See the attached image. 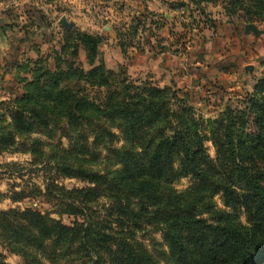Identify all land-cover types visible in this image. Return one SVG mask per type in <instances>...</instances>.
I'll use <instances>...</instances> for the list:
<instances>
[{
  "label": "rangeland",
  "instance_id": "rangeland-1",
  "mask_svg": "<svg viewBox=\"0 0 264 264\" xmlns=\"http://www.w3.org/2000/svg\"><path fill=\"white\" fill-rule=\"evenodd\" d=\"M253 2L0 0V138L11 133L15 140L0 149V264H115L109 247L96 238L99 232L113 235L112 249L129 238L156 264H200L199 251L187 238L182 253L170 245L168 223H145L133 233L114 223L116 201L128 188L119 176V155L124 148L141 149L125 140L119 120L99 119L98 108L111 93L121 98L126 87L140 93L158 88L171 98L167 110L176 114L186 106L202 134L228 110L245 112L250 97L263 95L257 85L264 76V17ZM62 17L73 23L68 32ZM247 24L261 33L246 31ZM77 32L103 38L96 57L65 38ZM102 64L114 73L109 87L90 86L96 80L91 71ZM58 72L72 79L60 88L97 105L75 124L62 118L49 128L35 124L30 132L18 133L12 110L27 92H36L38 82L49 88ZM173 125L174 118L151 135ZM236 132L240 159L264 164V139L253 118ZM205 146L216 160L214 143L206 140ZM64 167L101 177L66 175ZM182 175L167 183L150 179L153 201L146 204L153 214L148 218L172 222L182 215L218 224L229 216L249 225L247 211L231 207L222 191L204 190L198 178ZM139 201L131 199L137 208ZM27 211L39 213L52 235L41 233ZM175 228L184 237L189 234L182 225Z\"/></svg>",
  "mask_w": 264,
  "mask_h": 264
},
{
  "label": "trees",
  "instance_id": "trees-1",
  "mask_svg": "<svg viewBox=\"0 0 264 264\" xmlns=\"http://www.w3.org/2000/svg\"><path fill=\"white\" fill-rule=\"evenodd\" d=\"M252 4L264 17V0H254ZM65 38L74 39L86 46L93 58L99 54L103 41L101 36L86 32H77L74 35L71 33ZM90 75L96 79L90 86L108 88L107 84L114 73L102 64L94 68ZM65 80L72 81L71 76L58 72L49 88L39 86L38 82L35 93L27 92L22 97L20 104L11 112L13 126L18 133L30 132L35 124L49 128L53 123H59L62 118L75 124L83 116L88 117L83 111L96 106L97 102L88 96L75 94L68 87L60 88ZM257 88L263 95L250 97L245 112L228 110L223 119L215 122L216 127L208 134L199 132V122L191 113H187L186 106L176 114L167 110L171 98L166 91L151 88L148 92L140 93L131 92L126 87L121 98H116L114 93L109 97L107 95V100L100 104L101 107H97L100 111L98 118L107 121L119 120L125 140L141 149L132 151L134 148H124L119 155L122 166L119 176L121 180H126L123 183L128 188L124 193L125 198L121 197L116 201L117 220L114 223L119 222L124 229L129 227L131 233L145 223H168L170 245L182 253V242L187 238L199 251L200 264H259L264 259V164L249 165L241 160L236 141L239 135L237 128L245 127L249 117L253 118V124L259 128L260 136L264 139V76L259 80ZM56 89L59 90L55 92ZM172 118L175 120L173 128L168 126L151 135L159 126L170 123ZM206 140L214 143L216 160L209 154L205 146ZM14 141L11 133L4 134L0 138V149L7 150ZM64 173L84 178L101 177L82 168L64 167ZM136 173H140L142 178L130 180ZM178 175L198 178L203 182L204 190L213 188V191H222L231 207L244 208L247 211L249 225L235 222L229 216L218 224H207L203 220L182 215L174 216L172 222L154 216L148 218L149 213L153 214L148 211L146 204L149 199L153 201L149 188L150 179L167 183ZM131 199H140L138 208L134 206L137 203L131 202ZM26 214L41 233L52 235L39 213L27 211ZM180 225L189 232L186 237L182 230H176L175 226ZM125 234L127 233L123 235ZM96 238L103 241L105 247H109L115 264H156L143 247L136 246L129 238H121L115 244V249L109 245L111 240H115L113 235L99 232Z\"/></svg>",
  "mask_w": 264,
  "mask_h": 264
},
{
  "label": "water",
  "instance_id": "water-1",
  "mask_svg": "<svg viewBox=\"0 0 264 264\" xmlns=\"http://www.w3.org/2000/svg\"><path fill=\"white\" fill-rule=\"evenodd\" d=\"M60 22L67 32L69 31L70 28L73 27V23L68 22V20L65 17H62ZM250 30H252L256 35L261 33V31L258 29V27L254 24H247L246 25V31H250Z\"/></svg>",
  "mask_w": 264,
  "mask_h": 264
}]
</instances>
